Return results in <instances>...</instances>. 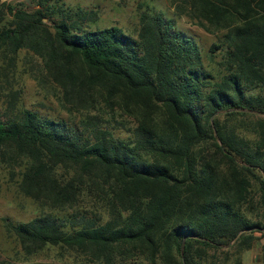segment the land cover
Instances as JSON below:
<instances>
[{
  "label": "trees",
  "instance_id": "1",
  "mask_svg": "<svg viewBox=\"0 0 264 264\" xmlns=\"http://www.w3.org/2000/svg\"><path fill=\"white\" fill-rule=\"evenodd\" d=\"M50 1L0 10V168L47 210L7 223L23 255L57 247L101 264H206L251 248L264 236V0H172L222 32L207 55L223 52L218 70L161 13L144 10L132 36L88 29L96 13ZM23 50L79 120L17 108ZM116 116L129 135L112 131ZM229 121L251 124L253 146Z\"/></svg>",
  "mask_w": 264,
  "mask_h": 264
},
{
  "label": "rangeland",
  "instance_id": "2",
  "mask_svg": "<svg viewBox=\"0 0 264 264\" xmlns=\"http://www.w3.org/2000/svg\"><path fill=\"white\" fill-rule=\"evenodd\" d=\"M37 0H0V10L3 6L10 5L25 9L36 8ZM50 4L60 7L73 16L81 8L93 11L97 18L89 23L88 29H104L112 26L121 28L125 33L136 36L139 29V16L146 10L161 13L166 19L174 22L175 27L192 37L201 50L206 65L213 70H218L217 63L222 61L223 52L217 51L214 60L208 61L207 55L213 44H217L222 36L221 31L207 30L197 24L196 19H191L186 14H178L172 0H52ZM25 50L18 54L14 71L13 90L16 91L17 108H26L56 119H64L73 123L79 116L70 114L62 108L59 94L54 86L44 84L36 76L35 59ZM210 62V63H209ZM6 106V97L0 92V109ZM221 122L224 120L220 117ZM116 122L111 129L116 136L129 135L132 123L128 119L116 116ZM118 123V124H116ZM124 124L120 129L119 125ZM230 128L253 146L256 133L250 123L229 121ZM16 178H12L0 168V264H101L93 263L83 257L64 252L57 247L45 248L40 253L26 258L15 234L9 229L7 223L27 222L41 215L47 210L42 209L34 200L23 196L17 189ZM252 190L257 192L258 184L252 180ZM255 221L259 220L252 214ZM206 264H264V236L259 234L256 241L249 249L239 251H219L214 256L205 259ZM137 264H148L140 261Z\"/></svg>",
  "mask_w": 264,
  "mask_h": 264
}]
</instances>
